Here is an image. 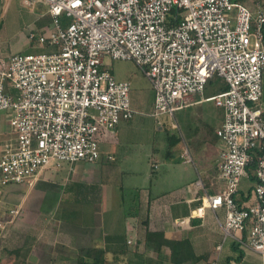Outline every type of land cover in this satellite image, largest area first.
<instances>
[{"label":"built area","instance_id":"2783aa9c","mask_svg":"<svg viewBox=\"0 0 264 264\" xmlns=\"http://www.w3.org/2000/svg\"><path fill=\"white\" fill-rule=\"evenodd\" d=\"M38 1L48 6L52 27L37 41L49 49L0 58V113L11 134L0 148V187L33 186L52 163L101 158V142L135 115L131 84L112 74L107 59L141 68L157 118L195 104L194 95L219 76L228 90L205 100L224 112L216 130L222 187L202 196L192 214L223 210L224 239L264 264V4L253 12L241 0ZM254 149L262 154L244 205L238 195ZM5 225L0 219V229Z\"/></svg>","mask_w":264,"mask_h":264},{"label":"crops","instance_id":"0c3cea01","mask_svg":"<svg viewBox=\"0 0 264 264\" xmlns=\"http://www.w3.org/2000/svg\"><path fill=\"white\" fill-rule=\"evenodd\" d=\"M34 1L32 4H28L27 0H0V58L11 56L13 49L19 51L25 48L32 50L49 49L41 46L37 38L49 32L52 27V18L46 4L38 0ZM241 1L253 12H256L258 7L264 4V0ZM4 30H7V34L3 32ZM6 43L9 45V52L2 51ZM205 98L208 97L198 100L194 98L195 104L204 103L207 101ZM261 103L264 105V76ZM200 115L202 114L197 115V119ZM186 120L189 121L191 118L188 117ZM223 120L224 112L214 117L215 137H209L200 146H196L195 142L191 140L190 130L187 129L189 125L182 128L179 123H176V128L180 129L189 142L181 157L185 156L186 152L188 153L187 156L196 155L200 167H197L196 164L195 170H193L184 162H182L183 165L176 163L177 159H174V152L168 150L164 160L155 162L152 175H149L151 178H146L144 185L130 179L128 191H124L123 186H120L123 195L131 194V198L128 200L129 209L126 211L111 210L114 202H116L117 193L114 188L106 194L99 190V184L103 182L102 179H97L101 170L96 162L76 163L79 165L78 167L83 168L81 171L78 170V177L72 175L73 180L69 181L68 185L61 186L60 191H58V198L54 203L55 207L57 204L60 205L57 207V212L50 213L51 215L49 213L43 214L45 218H40L44 227H49L50 223L52 226L57 224L55 236L59 243L56 249L53 246L48 247L49 259L45 257L46 261L41 264L91 263L93 258L85 257L81 253L83 250L91 248L104 251L105 264H179L171 260V247L163 244L164 239L162 237L156 236L151 242H147L148 231L163 233L167 239L182 241L183 250L186 253L181 264H223L221 259L223 252L226 251L225 264H229L230 258H233L230 264H260L262 257L259 254L244 249L245 257L240 262L236 261L237 251L232 248V240L225 248L226 250L224 249L220 242L223 232L217 220V218L224 219L223 210L207 209L204 216L192 214V211L201 205L202 196L206 193H215L222 187V183L219 181V165L223 144L217 136L216 130L222 125ZM9 131L7 115L1 112L0 140L4 142L9 138L11 135ZM114 133L103 142L116 141ZM3 142H1L0 148ZM110 156L113 157L110 154L107 157L112 160L109 158ZM192 158H186V161H190ZM211 164H216L215 172H212H218V189L209 182L210 176L213 174L210 170ZM57 167L56 171H59L62 165ZM43 171L38 176L36 188H29V194L33 191L36 193L37 190H45L44 188H51L47 185L51 183L49 178L46 183H40ZM194 171L198 176L196 178ZM129 173L135 175L137 172L133 170ZM244 179L249 180V186L244 187L243 185L241 187ZM243 180L240 185L238 201L246 205L251 202L250 195L253 182L249 177H245ZM65 190L66 192H63ZM123 201L126 202L125 198ZM25 202L24 197L21 204L24 206ZM106 202L111 209L101 210ZM12 219L7 220V223ZM29 223L31 225L38 224L36 220H31ZM51 230L54 231L52 227ZM32 235L33 243H38L35 234L32 233ZM48 243L52 242L49 240ZM16 251L17 249L11 252L15 253ZM247 253L258 257V259L254 258V262L248 260ZM256 260H259L260 263L255 262Z\"/></svg>","mask_w":264,"mask_h":264},{"label":"rangeland","instance_id":"374dc122","mask_svg":"<svg viewBox=\"0 0 264 264\" xmlns=\"http://www.w3.org/2000/svg\"><path fill=\"white\" fill-rule=\"evenodd\" d=\"M6 31L4 30L3 32L7 34ZM8 47L7 43L4 44L2 51L9 52ZM12 51L13 54L21 52L30 53L43 51V48L33 50L25 48L22 51L13 49ZM107 67L117 79H125L130 82V97L135 115L131 120L121 121L117 125L114 133L116 141H112L111 143H104L102 141L100 144L103 157L99 161H96L99 166L98 168L101 170L97 175V179H102L103 183L99 184V190L106 194L114 188L117 193L115 196L116 202H114L112 209L110 206H107L106 202L101 210L109 208L115 211H126L129 209L128 200H130L131 194L126 193L123 195L120 186H123L124 191H128L130 189L128 186L130 179L142 185L146 181V178H151L155 162L164 160L168 150L174 152V159H177L176 163L183 165L182 162H184V164L191 166L193 170H195L196 164L197 167H200L196 155L192 154V158L190 155L187 156L188 153L186 152V155L181 157L189 142L187 138L185 139L179 128L173 127V123H179L182 128L189 125L187 129L190 130L189 135L191 140L195 142L196 146H200L203 145L204 140L209 137H215L216 124L214 117L221 115L223 110L216 106L214 101L207 100L204 103L193 104L178 110L174 117H170L169 115H162L159 118L154 117L151 115L154 101L152 84L141 68L134 61L118 59H107ZM216 86L217 84L213 87ZM212 93L213 91L205 90L203 93L195 94L194 98L195 100L202 99ZM199 113L202 115L197 119ZM188 117L191 120L187 121ZM173 137L177 141L174 145H170ZM1 142L3 141L0 140V144ZM108 154L112 155L114 159L112 157V160H109ZM188 157H191L192 160L186 161ZM78 166L76 163H62L61 170L56 171L58 168L57 164L52 163L47 170L43 171L40 178V183H46V180L49 178L51 183L47 185L51 188L37 190L36 193L33 191L29 194L28 191L31 188H36L37 181H35L33 186L10 184L0 187V219L6 223L5 228L0 229V236L2 235L0 237V264H41L46 261L45 257L49 259L50 252L48 247L53 246L56 249L59 244L55 236L58 226L57 224L52 226L50 223L49 227H44L40 218H45L43 214L47 215L46 213L52 214L53 212H57V207L60 205L57 204L55 207L54 203L58 198V191H60L61 186H64V184L68 185V182L73 180L72 175L78 177V170L81 171L83 168ZM215 166L216 164H211V173H213L212 171L215 172ZM133 170L137 172L135 175L129 173ZM194 175L195 178L198 177L195 171ZM217 175L218 172L213 173L209 179V182L216 189L219 186ZM219 181L222 183L221 179ZM243 185L244 187L249 186V180L244 179L241 187ZM63 192H66V190ZM24 197L26 202L23 206L21 202ZM124 198L125 203L123 201ZM52 207L55 208L52 209ZM12 209L18 210L16 217L11 215ZM10 219L12 220L7 223L6 221ZM31 220H36L38 224L31 225L29 223ZM51 227L54 231L51 230ZM32 233L37 237L38 243H33ZM4 234L6 235L3 236ZM49 240L52 243H48ZM231 240V238L224 239V236L220 238L224 249L229 245ZM15 249L17 251L12 253L11 251ZM226 252H223L221 259V263L223 264L226 263ZM251 255L248 254V260L254 262V258L258 259V257ZM255 262L260 263L259 260Z\"/></svg>","mask_w":264,"mask_h":264},{"label":"trees","instance_id":"16d2710c","mask_svg":"<svg viewBox=\"0 0 264 264\" xmlns=\"http://www.w3.org/2000/svg\"><path fill=\"white\" fill-rule=\"evenodd\" d=\"M216 84H217V86L213 87ZM228 87L229 86L224 79L220 78L219 76H215L214 78L209 80V82L207 84L206 90L213 91V93L210 94L208 97L213 96L214 94L226 91V90H228ZM176 141H177V139L175 137H173L171 139L170 145H174L176 143ZM251 154H252V160L250 161V163L247 167V171H248V175H249L248 177L253 182L252 187H254L256 182H257L255 171H256L257 166H258L259 156L262 154V152L257 150V149H254L251 151ZM156 236L162 237L164 239L163 244L171 247V250H172L171 260L174 263L181 264L183 262L182 259L186 253V251L183 250V245H182L183 242L178 241V240H173V239H167V238H165L163 233L150 232V231L147 232V242L148 243L151 242L152 239L155 238ZM232 248H233V250L238 252V256L235 257V260L238 262L242 261L243 258L245 257V252L241 248L239 242L232 240ZM81 253L85 257H92L93 258V261L91 263L86 262L85 264H105V260L103 258L104 257V251L103 250H100L98 248H91V249L83 250ZM232 259L230 258L229 264H230V261Z\"/></svg>","mask_w":264,"mask_h":264}]
</instances>
